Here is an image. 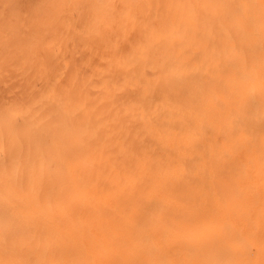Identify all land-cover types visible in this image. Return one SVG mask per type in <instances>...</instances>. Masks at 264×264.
<instances>
[{"label": "bare ground", "instance_id": "bare-ground-1", "mask_svg": "<svg viewBox=\"0 0 264 264\" xmlns=\"http://www.w3.org/2000/svg\"><path fill=\"white\" fill-rule=\"evenodd\" d=\"M0 264H264V0H0Z\"/></svg>", "mask_w": 264, "mask_h": 264}]
</instances>
